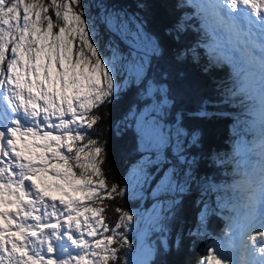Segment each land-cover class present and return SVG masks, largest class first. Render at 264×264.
I'll return each instance as SVG.
<instances>
[{
  "label": "snow or ice",
  "instance_id": "1",
  "mask_svg": "<svg viewBox=\"0 0 264 264\" xmlns=\"http://www.w3.org/2000/svg\"><path fill=\"white\" fill-rule=\"evenodd\" d=\"M205 3L185 0L194 12L184 19ZM212 3L264 41V0ZM119 30L133 46L141 39L129 21ZM113 75L83 0H0V264H119L115 245L130 246L121 229L132 216L116 208L108 223L104 204L122 190L108 184L91 135ZM197 264H264V208L212 238Z\"/></svg>",
  "mask_w": 264,
  "mask_h": 264
},
{
  "label": "trees",
  "instance_id": "2",
  "mask_svg": "<svg viewBox=\"0 0 264 264\" xmlns=\"http://www.w3.org/2000/svg\"><path fill=\"white\" fill-rule=\"evenodd\" d=\"M83 5L85 19L91 21L99 50L103 49L109 37L105 25L97 20L99 11L106 9L125 17H134L155 44L144 76L163 85L171 102V112L178 118V125L194 137L193 145H183L185 158L192 157L194 167L185 181V190L179 193L178 213L173 212L167 220V229L162 234L164 237L169 236L165 248L154 241V260L160 254V264H197L205 254V248L211 245L212 238L221 236L225 223L221 204L210 208V215L200 216L203 198L217 193L224 200L226 192L222 170L212 163L214 159L218 164L224 161L217 159L214 153L223 157V150L228 148L233 139L245 134L236 105L221 90V81L227 69H213L209 72L207 67L202 68L207 63L204 52L206 40L198 41L199 28L194 22L195 17L184 19L194 9L185 6L183 0L180 3L177 0H83ZM185 27L190 30L184 32ZM174 28L180 29L182 33H177L175 39L171 32ZM166 29L170 30L169 34H165ZM180 49L191 51L189 60L178 61ZM192 59L198 63H193ZM142 91V80L129 83L115 95L106 97L103 106L95 112L101 119L91 130V135L105 149L102 167L108 184L114 183L119 189L129 168L146 153L136 150V133L124 123L128 113L138 111L147 103ZM172 120L170 115L168 122ZM171 164L178 173L187 165L174 160ZM159 175L155 174V179ZM228 175V171L223 172L224 177ZM104 207L108 209L105 213L108 223L114 226L119 215L115 209L127 212L134 205L117 192L111 200L105 202ZM151 235L153 238L157 233L152 232ZM115 247L119 249V264H125V249L120 245Z\"/></svg>",
  "mask_w": 264,
  "mask_h": 264
},
{
  "label": "rangeland",
  "instance_id": "3",
  "mask_svg": "<svg viewBox=\"0 0 264 264\" xmlns=\"http://www.w3.org/2000/svg\"><path fill=\"white\" fill-rule=\"evenodd\" d=\"M112 19L117 22L114 26L109 23ZM97 20L105 25L109 34L103 49L99 50L95 43L91 21H88L89 36L101 59L108 62L110 70L114 72L111 95H115L129 83H138L142 80V95L147 99V103L141 109L128 113L124 122L133 129L143 145L150 149L129 168L120 187L122 195L134 205L127 211L132 216L128 228L121 229L130 242V246L123 247L124 261L125 264H151L150 261L153 264H160V254L159 258L154 260L153 244L156 240L165 248L169 239L168 235L164 237L162 234L167 229V220L172 213H178L179 193L185 190V181L194 167L193 158H185L183 145H193L194 137L188 135L178 125V118L171 112V102L163 85L144 76L150 56L155 50L153 40L142 30L141 39L133 46L128 42L131 36L119 30V24L123 21H129L133 31L141 29L138 21L134 17H125L109 9L100 10ZM114 55L117 57L115 61ZM170 115L173 120L169 123ZM173 160L187 163L181 173H178L171 164ZM157 173L160 175L155 179ZM220 204L224 202L217 193L212 197L203 198L200 216L210 215V208ZM152 232L157 233L153 238Z\"/></svg>",
  "mask_w": 264,
  "mask_h": 264
},
{
  "label": "clouds",
  "instance_id": "4",
  "mask_svg": "<svg viewBox=\"0 0 264 264\" xmlns=\"http://www.w3.org/2000/svg\"><path fill=\"white\" fill-rule=\"evenodd\" d=\"M181 0H177L180 3ZM185 2V0H183ZM199 28L198 41L206 40L205 55L207 63L202 65L211 72L213 69H227L221 81L224 96L236 105L241 127L245 134L233 142L217 159L212 160L221 168L222 182L225 187V220L223 233L235 223H247L264 208V41L255 34L249 35L246 26L226 17L218 11L212 0H206L203 14L194 19ZM185 27L184 32L189 31ZM170 30L166 29L165 34ZM173 38L182 34L174 28ZM189 49H180L178 61L184 62L191 57ZM193 63H198L192 59ZM211 159V158H210ZM228 171V177L223 172ZM221 235V236H222Z\"/></svg>",
  "mask_w": 264,
  "mask_h": 264
},
{
  "label": "water",
  "instance_id": "5",
  "mask_svg": "<svg viewBox=\"0 0 264 264\" xmlns=\"http://www.w3.org/2000/svg\"><path fill=\"white\" fill-rule=\"evenodd\" d=\"M135 146H136V150L140 153L148 152L150 150L148 147L143 145L142 140H140L138 136H136Z\"/></svg>",
  "mask_w": 264,
  "mask_h": 264
}]
</instances>
